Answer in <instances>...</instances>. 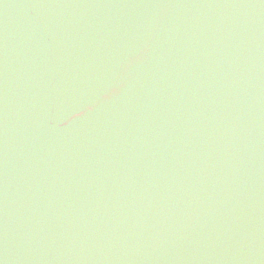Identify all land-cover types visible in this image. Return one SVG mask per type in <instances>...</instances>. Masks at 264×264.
Here are the masks:
<instances>
[{"label":"water","instance_id":"95a60500","mask_svg":"<svg viewBox=\"0 0 264 264\" xmlns=\"http://www.w3.org/2000/svg\"><path fill=\"white\" fill-rule=\"evenodd\" d=\"M0 264H264V0H0Z\"/></svg>","mask_w":264,"mask_h":264}]
</instances>
